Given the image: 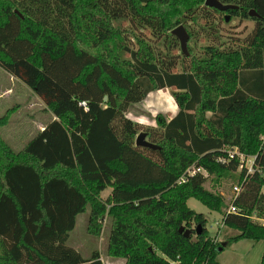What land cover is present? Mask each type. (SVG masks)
<instances>
[{"label": "trees", "instance_id": "trees-1", "mask_svg": "<svg viewBox=\"0 0 264 264\" xmlns=\"http://www.w3.org/2000/svg\"><path fill=\"white\" fill-rule=\"evenodd\" d=\"M222 1L238 4L223 12L253 18V29L238 45L177 59L144 36L132 47L121 20L156 36L183 23L192 37L195 13L222 10L205 0H0V66L55 115L18 151L0 131V264H105L99 249L85 256L68 242L88 207L92 233L108 216L107 253L123 264H223L219 253L235 241L264 240L254 218H264V0ZM167 87L179 110L147 130L160 147L136 145L140 125L126 109ZM229 145L255 159L236 175L237 211L223 213L238 232L216 241L188 199L222 210L225 198L205 183L242 165ZM193 165L208 173L188 174Z\"/></svg>", "mask_w": 264, "mask_h": 264}, {"label": "rangeland", "instance_id": "rangeland-1", "mask_svg": "<svg viewBox=\"0 0 264 264\" xmlns=\"http://www.w3.org/2000/svg\"><path fill=\"white\" fill-rule=\"evenodd\" d=\"M227 14L229 13L216 10L213 11L210 17H205L201 11H198L195 13L194 19H189L186 22L193 31L192 37H189L187 44L189 54L190 51H193L197 55L202 54L205 46L212 43L220 46L238 45L239 41L255 26L256 21L251 17L230 15V18L227 20L224 18V15ZM123 19L121 23L124 21L125 23L122 24L128 28L129 41L132 47H136V35H140L149 41L160 56L167 58L173 56L177 57V59H182L184 51L182 50L180 39L172 32V29L161 36H156L148 28L137 26L129 18ZM122 54L129 57L125 52ZM177 68L180 70L182 66L179 64ZM173 92V88L153 90L142 100L132 102L126 109L125 114L139 123V132H147L152 127L159 129V115L162 114L169 119L175 115V110L179 109L177 104H175ZM171 102L174 106L171 105ZM16 103L19 104L18 108L11 116L8 124L4 126L0 125V131L6 141L18 151L17 148L23 147L55 116L52 110L47 109L45 103L25 83L0 66V116L8 107ZM226 149L229 153L234 150L237 151L236 154L240 152L238 147L232 145L227 146ZM241 162L242 165L233 174L208 175L205 186L222 194L225 198V205L221 211L209 208L196 197L188 199V204L192 208L205 213L208 218V228L216 241L226 239L238 232L237 229L225 226L222 220L223 213L229 211L231 208L232 199L241 191L242 178L238 179L236 175L243 167H247L248 170L252 171L254 164L253 155H242ZM191 167H196L195 170L198 169L196 165ZM201 171L205 174L208 173L205 169ZM237 185L240 190L238 192L235 189ZM111 190V187L103 190L101 192L102 197H107ZM254 218L264 223V218L257 216ZM89 219L90 207L78 214L76 226L71 231L68 242L85 256L90 255L94 249H99L105 264H123L124 259L113 258V256L107 253L108 226L110 224L108 216L105 215L100 219L101 228L98 234L90 232L88 227ZM263 252L264 240L242 238L221 251L220 257H224L229 264H254L257 261L256 257L261 258Z\"/></svg>", "mask_w": 264, "mask_h": 264}, {"label": "water", "instance_id": "water-1", "mask_svg": "<svg viewBox=\"0 0 264 264\" xmlns=\"http://www.w3.org/2000/svg\"><path fill=\"white\" fill-rule=\"evenodd\" d=\"M205 4L209 5L211 7L218 8L222 11L228 10L229 8H234L237 7L238 4L236 3H231V2H224L222 0H205ZM251 13L254 15H258L255 10H251ZM230 18V14L226 15V19L228 20ZM172 32L180 39L182 50L184 53L188 54V40L190 37V34L188 30L186 29L185 25L183 23L179 24L175 28L172 29ZM107 98V96H105ZM136 145H141V146H147V147H152V148H159L160 146L156 143H153L147 138V132L146 131H141L137 134L136 139H135ZM180 231H185V234L189 235L191 233L190 228H186L184 225L180 226Z\"/></svg>", "mask_w": 264, "mask_h": 264}, {"label": "built area", "instance_id": "built-area-1", "mask_svg": "<svg viewBox=\"0 0 264 264\" xmlns=\"http://www.w3.org/2000/svg\"><path fill=\"white\" fill-rule=\"evenodd\" d=\"M82 103H83L84 105H86V101H83ZM236 152H237V151L234 150L233 152L229 153L230 157H233V156L236 154ZM238 155L240 156V159H241V156H242V155H245V153L239 152ZM253 158L255 159V156H253ZM197 168H198V169L195 170L196 167H190V168L187 169V173H188V174H194L195 172L201 170V167H197ZM249 171L251 172V170H249ZM252 171H253V169H252ZM183 179H184V177L181 178V180H183ZM235 189L237 190V192L240 191L238 185L235 186ZM229 211H237V207H236V205L232 204V205H231V208L229 209Z\"/></svg>", "mask_w": 264, "mask_h": 264}, {"label": "crops", "instance_id": "crops-1", "mask_svg": "<svg viewBox=\"0 0 264 264\" xmlns=\"http://www.w3.org/2000/svg\"><path fill=\"white\" fill-rule=\"evenodd\" d=\"M167 88H171V87H167ZM34 93V92H33ZM35 94V93H34ZM167 102V101H166ZM176 104V103H175ZM171 105L172 106H174V104L171 102ZM170 105V106H171ZM13 106V105H12ZM46 106V105H45ZM178 108L175 110V113L174 114H176L177 112H178ZM208 114H210V112H208ZM55 116V115H54ZM45 126H43L41 129H43ZM22 147H19V148H17V150H19V149H21ZM263 240V239H262ZM221 253V252H220ZM220 253H219V255H218V258H219V260H220V262H222L223 264H229V262H227L226 260H225V258L224 257H220ZM257 258V261L256 262H254V264H260V262H261V259H262V257L261 258H259V257H256ZM102 259H103V257H102ZM260 259V260H259Z\"/></svg>", "mask_w": 264, "mask_h": 264}]
</instances>
